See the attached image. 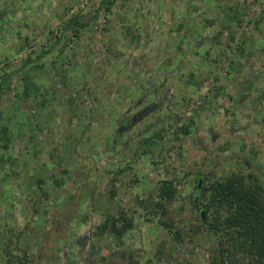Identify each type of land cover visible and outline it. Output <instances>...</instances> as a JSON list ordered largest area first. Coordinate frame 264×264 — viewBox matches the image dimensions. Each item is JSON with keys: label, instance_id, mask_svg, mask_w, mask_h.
<instances>
[{"label": "rangeland", "instance_id": "374dc122", "mask_svg": "<svg viewBox=\"0 0 264 264\" xmlns=\"http://www.w3.org/2000/svg\"><path fill=\"white\" fill-rule=\"evenodd\" d=\"M112 1L0 0V80L18 71L0 95V227L37 264H208L197 180L264 183V0ZM120 212L121 242L93 235Z\"/></svg>", "mask_w": 264, "mask_h": 264}, {"label": "trees", "instance_id": "16d2710c", "mask_svg": "<svg viewBox=\"0 0 264 264\" xmlns=\"http://www.w3.org/2000/svg\"><path fill=\"white\" fill-rule=\"evenodd\" d=\"M112 4V0H102L100 8L108 13ZM98 14L99 10L95 9L87 18L81 14L72 16L64 24L61 33H70L74 38H79L83 30L97 21ZM49 52L50 50L43 51L40 56ZM30 62L31 58L27 59L21 69L27 67ZM17 72L13 71L2 76L0 95L4 86L9 89L7 83ZM1 120L0 113V126ZM196 177L198 179L201 174H196ZM206 179L207 185L203 186L199 195L196 193L194 195L198 224L189 231L193 233L203 231L212 235L213 255L208 264H264V183L250 171L245 174L231 173L214 177L212 180L209 177ZM159 197L163 200H173L176 197V189L172 181L163 182ZM158 207L164 210L163 205L158 204ZM162 224L172 234L174 241L182 240V229L173 230L172 221L166 220ZM7 227V224L0 227V264H37V257L22 248L19 243L21 236L14 237V231ZM132 228V218L120 212L94 226L93 235L103 236L109 233L118 237L121 242Z\"/></svg>", "mask_w": 264, "mask_h": 264}, {"label": "water", "instance_id": "95a60500", "mask_svg": "<svg viewBox=\"0 0 264 264\" xmlns=\"http://www.w3.org/2000/svg\"><path fill=\"white\" fill-rule=\"evenodd\" d=\"M201 185H202V180L199 178V179H198V183H197V188H196V195H197L198 192L200 191V189H201ZM201 217H202V219L204 220L203 213H201Z\"/></svg>", "mask_w": 264, "mask_h": 264}, {"label": "flooded vegetation", "instance_id": "af4514ba", "mask_svg": "<svg viewBox=\"0 0 264 264\" xmlns=\"http://www.w3.org/2000/svg\"><path fill=\"white\" fill-rule=\"evenodd\" d=\"M134 120H135V117H132L130 120V123L132 124Z\"/></svg>", "mask_w": 264, "mask_h": 264}, {"label": "crops", "instance_id": "0c3cea01", "mask_svg": "<svg viewBox=\"0 0 264 264\" xmlns=\"http://www.w3.org/2000/svg\"><path fill=\"white\" fill-rule=\"evenodd\" d=\"M136 46H137V45H136ZM144 53H145V51L140 52L141 55H143Z\"/></svg>", "mask_w": 264, "mask_h": 264}]
</instances>
